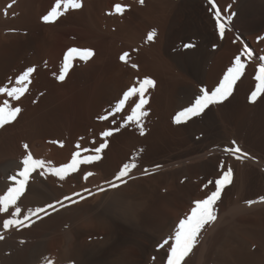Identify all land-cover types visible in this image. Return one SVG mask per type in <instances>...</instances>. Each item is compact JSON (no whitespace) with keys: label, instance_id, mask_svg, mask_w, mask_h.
<instances>
[{"label":"rangeland","instance_id":"rangeland-1","mask_svg":"<svg viewBox=\"0 0 264 264\" xmlns=\"http://www.w3.org/2000/svg\"><path fill=\"white\" fill-rule=\"evenodd\" d=\"M99 1L78 0L82 5L80 9H68L54 23H44L42 17L49 13L56 0H0V88L10 89L18 86L16 78L29 68L34 69L29 78L27 91L19 100H12L6 95H0V104L7 100L12 107L22 109L12 123L0 128V195H3L7 187L11 185L12 182L8 180V177L15 175L17 169L21 167L20 161L26 155L31 154L34 159L43 161L45 168L37 169L32 174L24 194L17 202L21 208L18 218L23 219L29 210L36 208L47 210L46 213H40L39 218L33 216L31 221H25L24 223L28 226H14L8 230H4L3 221L12 218L11 213L14 211V207L9 208L5 213H0V236L4 237L0 239V264H47V262L50 264H76L74 257L67 253L70 244H62L54 248L55 240H62L69 230L67 207L95 196V191L92 192L91 189L100 184V179L95 177L91 170L85 169L93 162L81 164L85 165L83 168L79 165L77 171L66 174L63 180L52 175L47 169L59 168L68 164L73 156L72 149H74V153L79 151L83 157L96 155L94 151L84 152L82 150H94L105 141L107 146L99 153L101 159L95 162H101L100 164L104 167H109V165L113 167L112 169L108 168L109 171H104L106 177L119 173V169L125 163L134 161L136 167L132 171H135L141 168L145 169L147 165L158 160H167L168 163L163 170L139 176L143 179L156 174L164 177V180L157 179L153 182L155 189L159 183H163L164 187L148 193L150 197L146 198L148 208L145 206L143 213H146L151 227L155 229L160 223L161 206L166 198L171 196V207L164 210L165 213H163L164 216H170L169 218L172 217V221L176 220V222L173 224L175 227H170L168 233H165L164 236H167L165 239L174 234L180 220L186 219L195 206V201H193L195 195L189 188L190 184L196 186L199 192L197 200H203L215 190V180L222 174L221 162H223L225 170L231 167L233 170L232 182L223 188L221 197L214 205L216 219L202 228L195 246L184 258L182 264H197L199 262L197 258L203 246L202 242L207 243H204L207 246L205 255L210 254L209 261L203 260L204 264L211 263L212 257L215 262L219 258L217 264H228L224 254L226 248L227 254L230 252L233 258H237V254L240 255V250L245 251L247 254H242L245 258V262L242 264H264V255L258 251L260 248L264 250V215L259 209L239 214L238 218H246V223L242 222L238 228H231L226 233L228 238L225 236L224 240L219 237L224 222L222 221L223 224L219 222L217 227H214L219 214L225 213L231 202L244 199L243 202L248 203V201L264 196V95H259L255 102H250L249 99L256 89L257 81L254 78L257 73L256 66L258 67L261 62L259 58L264 57V51L261 52L258 48L261 39H264V5L259 6L256 10L254 23L252 21V24L248 25L251 34L247 36L242 27L240 25L238 27V24L233 22L234 18L230 15L231 5L229 1L225 2L224 5L230 9L224 6L222 12L225 17L231 16L229 23L231 27L227 25L229 27L224 36H220L221 39L216 29L217 38L208 43V50H204L201 61L196 64L197 58L199 59L197 45L200 41V34L195 22L191 21V11L184 7L185 0H168L165 19L162 21V26L160 23V28H158L162 31L160 30L158 34L155 33L160 45L158 53L151 51V46L132 45L126 38L113 36V32L118 31L121 27H128L127 30L129 27H133L132 29L137 30L139 21L145 15L142 11V9L144 10L143 3L137 2L136 4L137 0ZM239 2L240 0H232V7L234 5L236 8ZM97 3L104 5H102L103 7L98 6ZM116 5L124 8L123 14L116 13ZM182 7L186 11H182ZM32 14L35 18H28ZM234 15H236V10H234ZM138 19L139 21H137ZM182 26L184 27L182 28ZM231 29L234 31L233 34L229 33L232 32ZM227 33L231 34L232 38L234 37V40L231 39L229 42L234 53L229 55L228 52L225 56L220 57L217 61L218 67L214 68L217 50L221 49L220 47L224 43L222 39L226 40ZM254 37H256V42ZM144 42L152 45L155 40L149 41L147 37H144ZM215 42L216 44L213 45ZM71 48L91 50L94 55L86 62L80 60L79 57L74 58L70 62L65 79L61 82L58 77L63 68L64 56ZM194 48L197 49L194 50ZM245 48L251 51L252 56L250 58L247 54L241 56V60L246 66L244 73L234 84L232 94L222 102L210 105L200 116L194 117L186 123L175 124L173 122L175 115L191 105L195 97L201 94V88H205L209 92L214 90L223 79L227 69L233 65L235 57L240 55ZM191 50L195 52L193 59L197 55L192 62L193 66H191L192 64H183L187 62L182 61L186 52ZM125 53L128 55L125 61H121L120 57ZM158 58L166 60L175 72L184 77L183 80L177 79L180 83L176 85V88L179 87L178 89L174 88L177 91L173 89V84L171 85L173 82L168 78L163 76L162 78L165 80L163 82L162 78H156L157 75L150 72L154 73V67H156L154 65L160 62ZM133 64L137 65L138 69L137 67L133 68ZM198 65L203 79L201 82L199 81L201 75L198 73ZM145 78L152 79L154 86L145 92L148 102L143 106V110L148 115L141 119L140 123L144 130V134L141 135L140 127L135 122L129 123L125 120L135 103L139 101L138 94L126 102L121 112L117 113L114 109L119 100L123 98L124 93L132 87H139L138 82ZM243 78H245V83ZM168 82H170L169 85H166ZM170 87L176 96L172 95L174 92L172 89L170 91ZM160 89L162 91L167 89L169 93L167 94L166 91L164 93ZM166 95L170 98L173 96L174 99L173 97L170 99ZM169 99H173L174 102ZM169 105L171 106L169 107ZM37 106L40 108L33 111ZM41 115L54 116L57 119L61 127L60 134L63 135V141L60 144L52 146L51 140L46 137L32 138L30 136L32 123ZM48 125L46 123L50 130L52 127ZM157 125L161 127L157 131L158 135L148 139L149 136H146L147 127L153 128ZM116 129L119 130L116 131ZM104 131H112L113 135L102 137ZM25 145H27V149L24 147ZM237 146L243 153L248 154L247 157L237 160L223 151L225 147ZM210 152L211 156L217 155L216 157H218L215 167L209 172L203 171L204 160L201 159V162L200 160L192 161V157L198 153ZM180 162L182 163L180 164ZM112 170L113 172L109 173ZM89 172L92 175L85 179V174ZM209 181L212 183H208ZM70 187L76 188L78 192H71ZM176 196L178 197L176 198ZM190 196L194 198L189 200ZM66 197L70 199H65ZM58 201L60 203H57ZM49 204L54 207L48 208ZM175 209L176 211H174ZM176 212L177 214H175ZM57 214L60 215L57 217ZM209 231L210 233L212 231V234H209ZM237 232L249 233L251 239L254 238L250 240L251 244L242 243L235 234ZM153 233L156 231L153 230ZM165 239H160L155 243V251L165 248H159ZM222 243H227L224 251ZM218 246L221 248L220 252L222 253L218 252L221 257L217 253L215 254ZM169 247L170 244L167 245L165 257L160 264H167ZM210 248L213 252L209 251ZM248 253L251 254L248 255ZM257 253L258 256L254 255ZM154 257L158 259L156 254H149V260L154 262L156 260ZM139 259L144 261V258L142 260L137 258V260ZM57 260L59 261L57 262Z\"/></svg>","mask_w":264,"mask_h":264},{"label":"bare ground","instance_id":"bare-ground-1","mask_svg":"<svg viewBox=\"0 0 264 264\" xmlns=\"http://www.w3.org/2000/svg\"><path fill=\"white\" fill-rule=\"evenodd\" d=\"M102 1L104 2V0H102ZM215 1H216L215 2L216 5L218 6V8L221 12H222V9H224L223 8L225 6L224 3L229 1L230 5H231V14L230 15H232V17L234 18L233 22L235 21L236 24H238V27L241 26L243 32L247 36H250L251 33H250V29H249L248 25L253 21L254 16L256 14L255 12L258 9V7L261 5H264V0H240L239 5H237L236 8L234 5L232 7V4H231L232 0H215ZM137 2L141 3L140 0H137L136 4H137ZM184 2H185L184 7H186V9H189L191 11V19H192L191 21L193 23L195 22L196 27H197V31L200 34V41L198 40L199 44L198 45L196 44L198 46V49L196 48L197 54H199L200 56L198 55L199 59L197 58V61L195 60L196 64H199V62L201 61L200 59L203 56L204 50H208L207 49L208 43H210L211 41L213 42L217 38L216 34H215L216 24H215V20L213 18L215 10L211 7V5L208 4L207 0H185ZM97 4H98V6L104 5L102 3L101 4L97 3ZM168 4H169L168 0H143L144 10L142 9V11L145 13V15L142 16L140 21H139V19L137 20V21H139V25H137L138 31L135 29H132L133 27H129L128 30H127L128 27H124V28L121 27V29H119L118 31L116 30L113 32L114 33L113 36L117 37V38H121V37L126 38L129 42H131L130 44H132V45L140 44V46L142 47L141 44H143V45L145 44V47L151 46V51L158 53V51L160 49V45H159V41H158V36L156 37V34L160 33L159 31L161 29L158 30V28H160V23H161V26L163 24L162 21L165 19V14H166ZM102 7H99V8H102ZM226 8H228V7H226ZM183 9L184 8L182 7V11H186L185 9L184 10ZM228 9H230V8H228ZM234 10H236V15H234ZM42 12H43V10H42ZM181 13H183V12H181ZM33 14L35 15V12ZM33 14L29 15L28 18H30V19L35 18V16ZM222 15L224 16L223 12H222ZM226 16H227V14H226ZM189 18H190V16H189ZM180 20H181V18H180ZM33 23L36 24L35 22H33ZM253 23H254V21H253ZM228 25L230 26V24H228ZM155 27L158 30V31L156 30L157 32L155 31ZM183 27L184 26H182V28ZM185 27H187V26H185ZM185 30H186V28H185ZM228 31H230V30H228ZM153 32L156 33L153 37L155 42L152 45L151 44L148 45V43L144 42V37L145 38L148 37V35L150 33H153ZM229 33L233 34L234 31L232 30V32H229ZM229 33H227L225 41H224V39H222L223 40L222 42H224L223 45L221 47L218 46L221 49L218 48L219 50H217L218 52L216 54V60H215L216 65L214 66V68L218 67L217 65L219 63L217 61L220 57L225 56V54H227L228 52H229V55L234 53V50L229 43L231 39L234 40L233 39L234 37L232 38V35ZM219 38H220V35H219ZM254 38H255V42H256V37H254ZM214 44H216V42L213 43V45ZM258 48L261 50V52L264 51V39H261V42L258 45ZM148 49H150V48H148ZM196 49L194 48V50H196ZM183 54H184V52H183ZM194 54H195V52L192 50L189 52L187 51L186 54L183 56V60L181 59L182 61L187 62V63H183V64L191 65L193 60L196 59L195 57L197 56L196 55L193 59ZM211 56H212V53H211ZM159 61H160L159 62L160 65H158L159 63H157V65H154L157 67V68L154 67V70H155L154 73H153V71H150V72L153 75L154 74L157 75L156 78H162L163 76L166 79L168 78L169 81L173 82V83H171V85L173 84V89L176 88L177 87L176 85L180 84L177 79H182L184 77H182L181 74H178L177 72H175L174 69L172 68V66L169 65L168 62L166 60H164L163 58H160ZM135 63H137V62H135ZM162 64H164V65H162ZM256 65H258V64H256ZM191 66H193V64ZM191 66H190V68H191ZM199 67L200 66L198 65V73H199V75H201L200 74L201 71H200ZM193 68H195V67H193ZM214 68H212V69H214ZM256 68H258V67L256 66ZM137 69H138V67H137ZM196 70H197V68H196ZM132 74L134 75V73H132ZM135 75H137V74H135ZM197 77H198V75H197ZM246 77H248V76H246ZM163 79L164 78H162V80ZM201 79H202V75H201V78L199 79L200 82H201ZM242 80L245 83V78H243ZM247 80H248V78H247ZM164 81L165 80H163V82ZM169 83L170 82H168V84L166 83V85H169ZM162 85H159V86H162ZM178 88H176V89H178ZM171 89L172 88L170 87V91H171ZM173 89H172V91L174 92L175 89L174 90ZM160 91H162V90L160 89ZM165 91L167 92V94L169 93L167 91V89ZM165 91L163 90L162 92L165 93ZM175 91H177V90H175ZM196 93H198V92H196ZM175 94L176 93L174 92V94H172V95H175ZM167 97L170 98V96H167ZM173 99H174V97H173ZM173 99L170 101L174 102ZM158 100H159V98H158ZM167 104L168 103L166 102V105ZM171 104H173V103H171ZM170 106L171 105H169V107ZM38 108H40V106L35 107V110H33V111H36V109H38ZM58 120H59V118H58ZM46 123L49 124L48 126L52 127L50 130L46 126ZM31 127H32L31 128L32 132H31L30 136H32V138L37 137V136L46 137V139L51 140L52 146H56L63 141L62 140L63 135L61 136V134H60V128L61 127L59 126L58 121H57V119L54 118V116L53 117L48 116V115L47 116L41 115L40 117L38 116L37 119L35 120V122L32 123ZM162 127H163V124H162ZM159 128H161V127L160 126L158 127V125L156 127H153V128L151 126L147 127L146 136L147 135L149 136L147 138L150 139V138L158 135L159 132L157 133V131L159 130ZM71 148H72V146H71ZM71 151L73 152L72 154H74V149H72ZM76 152H78V151H76ZM211 154H212L211 152L205 153V154L204 153H198L192 157V161L200 160V162H201V159L204 160L202 169H203V171L207 170L209 172V170H211L215 167V163H216V160L218 158V157H216L217 155L211 156ZM80 156L83 158L82 155H80ZM122 157H124V156H122ZM166 161H164V160L159 161L158 160L154 163L147 165V167L145 169L141 168L138 170L136 168L137 170L130 172L128 176L123 178V182L120 180H116V176L118 173L111 175V177L105 176L104 171H106V170L109 171L108 168L112 169L113 167H111V165H109V167L108 166L104 167L102 164H100L101 162L100 163L93 162V163L89 164L87 166V168H85V169L91 170L94 173V176L98 177V179H100L99 180L100 184H98V185L95 184L96 186L92 187V189H91V191L92 192L95 191L96 194H95V196H93L89 200H84L81 203H76L74 205L67 207L68 214H69V216L67 215L68 216L67 219L70 222V227H69L68 232H66V234L64 235L62 240H60V239L55 240L56 245L54 248H56L62 244H70V245H68L69 248H68L67 253L70 256L74 257V259L76 260V264H160L163 257H165L164 255H165V252L167 249V245L165 246V248L163 250L161 249L159 251H157V250L155 251L154 245L158 240L165 239V237H167V236H164L165 233H168L170 227L174 226L173 224L176 222V220L172 221V217L169 218L170 216H168V217L164 216V213H165L164 210H167L169 207H171V204H170V203H172V201H170L171 196H168V198H166V200L164 202L162 201L163 205L161 206L162 211L160 210L162 212L161 217H160V221H159L160 223L157 227H155V229H153L151 227L149 217L146 215V213H143V209L147 207L146 206V203H147L146 198L149 197L148 193H152L155 190H158V189H161L162 187H164L163 183H159L155 189L153 182L157 179L164 180V177H160V176H158V174H156L153 176H148V177L143 179V178H139V176L140 175L142 176V174H145V173H149V172H153V171L157 172V171L163 170L166 163H168ZM109 162H111V161H109ZM182 162H180V164ZM172 165H170V166H172ZM81 166H82V168L85 167V165H81ZM145 170H147V171H145ZM112 172H113V170L109 173H112ZM109 173H108V175H109ZM106 174H107V172H106ZM90 183H91V181H90ZM112 184H116L118 186L113 188V187H111ZM189 188H191L192 193L195 195L194 196L195 199H193L194 197L190 196L189 200L193 199V201H198L197 198L199 197V192H198L196 186L190 184ZM70 189H71V192H73V193L78 192V190L74 187L73 188L70 187ZM101 189H103V190H101ZM171 195L175 197V195H173V194H171ZM177 197L178 196H176V198ZM262 197H264V196H262ZM262 197L254 199L253 200L254 203H252L251 205H249V203H247V202L244 203L243 202L244 199H240V200L231 202L229 204L226 212L224 211L225 213L219 214V217L217 218V221L215 222L216 225H214V227L215 226L217 227V224H219V222L222 224L224 222V224H223L224 227H222L221 235L219 237L222 238V240H224L225 236L227 237L226 233H228L231 228H233V227L238 228L242 222H245L246 218H244V217H243V219L238 218L239 214H245V213H248L249 210L259 209V211L264 215V202L261 201ZM248 199H251V198H248ZM248 199H246V200H248ZM120 200L122 201V203ZM175 205H176V203H175ZM152 206H151V208H152ZM154 207H156V206H154ZM67 210H66V213H67ZM172 211H171V213H173ZM174 211H176V209ZM177 211H178V209H177ZM175 214H177V212ZM59 215L57 214V217ZM173 219H175V218H173ZM174 227H172V228H174ZM214 227L212 228L213 230L215 229ZM153 230H155L156 233H153ZM212 231H211V233L209 231V234H212ZM235 234L239 238V240L245 244H251L250 240L254 239V238L251 239L249 233L243 234L242 232H237ZM217 236H216V238H217ZM162 237H164V238H162ZM261 238H263V237H261ZM208 242H209V240H208ZM202 243H203L202 244L203 246H202V248L200 247L201 249L199 251V256H198L199 259L197 258V260L199 262L196 261L197 264H204L203 260L205 259V261H209V258H210L209 253H207L205 255V253H206L205 247H207L206 246L207 243L206 242H202ZM204 243H206V244H204ZM263 243H262V245H263ZM226 244H223L224 246L222 245V247H223L222 250L225 247H227ZM245 244H243V245H245ZM216 245H217V243H216ZM219 246H218V248L216 247L217 249H216L215 254L216 253L218 254V252H220L221 248H219ZM241 247H243V246H241ZM211 248L209 251L212 250ZM259 248H260V246H259ZM225 250L226 251L224 252V254L226 255L225 257L228 260V264H242L245 262L244 261L245 258L242 255V254H247L245 251L240 250V255H239L240 257L237 254V258H233L230 252H228V254H227V248ZM258 251L260 253H262V255H264V250H261V248H260V250H258ZM146 252H148V253H146ZM211 252H213V250ZM150 253L156 254L158 259H156V257H154L156 259L154 262L149 260L150 259L149 258ZM220 253H222V252H220ZM252 253H255V252H252ZM250 254L251 253H248V255H250ZM254 255L258 256V253L254 254ZM219 256L221 257V255H219ZM222 256L224 257V255H222ZM137 258H141V260L144 258V261L146 260V262L144 263V261H140V259L137 260ZM193 258H194V256H193ZM190 260H191V258H190ZM217 260H219V258ZM217 260L215 262L214 258L212 257V259L210 261L211 263H209V264H217ZM58 261L59 260H57V262ZM248 263H250V262H248ZM161 264H163V263H161Z\"/></svg>","mask_w":264,"mask_h":264},{"label":"snow or ice","instance_id":"snow-or-ice-1","mask_svg":"<svg viewBox=\"0 0 264 264\" xmlns=\"http://www.w3.org/2000/svg\"><path fill=\"white\" fill-rule=\"evenodd\" d=\"M140 2L142 4L143 0H140ZM207 2L215 10L213 18L215 20L216 29L219 35L223 37L227 29V25L231 21V16H223L222 12L216 5L215 0H207ZM9 7H11V5H9ZM81 7L82 5L78 2V0H56L55 5L47 15L42 17V20L44 23H54L68 9L76 10L80 9ZM115 11L117 14H123L124 8H122L120 5H116ZM154 35V32L150 33L147 39L151 41ZM188 46L190 47L191 45ZM245 54H247L249 58L252 56L251 51L248 48H245L240 55L235 57L233 65L227 69L219 85L211 92H209L205 88H201V94L195 97L190 106L179 111L175 115L173 122L175 124L186 123L187 121L192 120L194 117L200 116L210 105L220 103L223 100L227 99L232 94L234 84L244 72L246 65L244 62H242L241 56H244ZM92 55H94V53L91 50H81L77 48L69 49L64 56V64L58 80L62 82L65 79V75L70 67V62L74 58L79 57L80 60L86 62ZM127 55V53L123 54L120 57L121 61H125ZM259 59L261 63L258 65L257 73L254 77L257 81L256 89L252 92L249 98L250 102H255L259 95H264V57H260ZM132 67L136 68L137 65L133 64ZM33 71L34 69L29 68L20 76H18L16 78V85L18 86L11 87L10 89L0 88V95H6L12 100H19L20 97L23 96L27 91V85L30 82L29 78ZM138 83L139 87H132L124 93L123 98L120 99L119 102L115 105L114 111L117 113L121 112L126 102L131 97L138 94L139 101L135 103V106L132 108L131 113L125 117V120L129 123L135 122L137 126L140 127V134L143 135L144 130L140 122L142 117L148 115V113L143 110V106L148 102L145 98V92L148 88L154 86V81L150 78H145ZM21 111L22 109L19 107H12L7 100H5L3 104H0V128L4 127L6 124L12 123ZM118 130L119 129H116V131ZM111 135H113L112 131H104L102 133V137H110ZM234 144L235 142L233 141V145ZM106 146L107 142L105 141V143H101L99 147L95 148L94 150L83 149L82 151L84 152L94 151L96 153V155H88L83 158H81L80 152L78 151L73 154L72 159L68 164L59 168L47 169V171L63 180L65 179L66 174L77 171L79 165L88 164L101 159L99 153H101ZM24 147L27 149V145H25ZM77 147L79 148V145H77ZM223 151L226 154L232 155L237 160H240L242 157H247L248 155L247 153H243L238 146L231 148L225 147ZM20 164L21 167L17 169L15 175H11L8 177V180L12 182L11 185L7 187V190L3 195H0V213H5L9 210V208L14 207V211L11 213L12 218L5 219L3 221L4 230H8L10 227L14 226H28L24 223L25 221H31V218L33 216L39 218L40 213H46L47 211L45 208H36L34 210H29L28 214L23 216V219L18 218L21 214V208L17 205V202L24 194L26 186L30 178L32 177V174L37 169L45 168L44 162L34 159L31 154L26 155L20 161ZM135 167L136 164L134 161L125 163L117 174L116 180H120L123 182V178L128 176L132 169H134ZM220 168L222 174L215 180V190L212 191L205 199L195 201V206L191 209V213L187 216L186 219L180 220L174 234L168 239L163 240V242L159 245L160 248H164L165 245H169L171 241L167 253V264H182L184 258L195 246L197 237L202 228L206 224L214 222V220L216 219L214 205L216 201L221 197L223 188L232 182L233 176L232 168L228 167L225 170L223 162H221ZM41 175H43V173H41ZM91 175V172L86 173L85 179H87L88 176ZM208 183H212V181H209ZM117 186L118 185L116 184L111 185V187L113 188ZM205 187H207V185H205ZM66 199L70 198L66 197ZM261 201L264 202V197L261 198ZM57 203L60 202L58 201ZM248 203L249 205H251L252 203H254V201H248ZM53 207L54 206L51 204L48 205V208ZM3 238V236H0V239ZM47 264H50V262H47Z\"/></svg>","mask_w":264,"mask_h":264}]
</instances>
